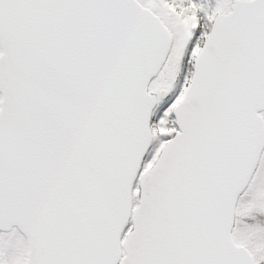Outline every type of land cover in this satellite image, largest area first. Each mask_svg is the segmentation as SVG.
I'll list each match as a JSON object with an SVG mask.
<instances>
[{
	"label": "snow or ice",
	"instance_id": "1",
	"mask_svg": "<svg viewBox=\"0 0 264 264\" xmlns=\"http://www.w3.org/2000/svg\"><path fill=\"white\" fill-rule=\"evenodd\" d=\"M0 264H264V0H0Z\"/></svg>",
	"mask_w": 264,
	"mask_h": 264
}]
</instances>
